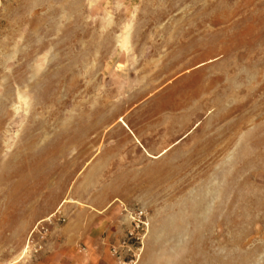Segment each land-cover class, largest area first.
I'll return each mask as SVG.
<instances>
[{"label":"rangeland","instance_id":"374dc122","mask_svg":"<svg viewBox=\"0 0 264 264\" xmlns=\"http://www.w3.org/2000/svg\"><path fill=\"white\" fill-rule=\"evenodd\" d=\"M55 252L264 264V0H0V264Z\"/></svg>","mask_w":264,"mask_h":264},{"label":"crops","instance_id":"0c3cea01","mask_svg":"<svg viewBox=\"0 0 264 264\" xmlns=\"http://www.w3.org/2000/svg\"><path fill=\"white\" fill-rule=\"evenodd\" d=\"M65 256L55 252L52 254H43L37 257L36 261L29 264H81L79 261L75 263L74 258L67 259ZM64 259V260H63Z\"/></svg>","mask_w":264,"mask_h":264}]
</instances>
